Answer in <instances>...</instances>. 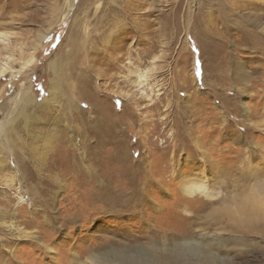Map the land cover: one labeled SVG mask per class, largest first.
I'll return each instance as SVG.
<instances>
[{
    "label": "rangeland",
    "instance_id": "rangeland-1",
    "mask_svg": "<svg viewBox=\"0 0 264 264\" xmlns=\"http://www.w3.org/2000/svg\"><path fill=\"white\" fill-rule=\"evenodd\" d=\"M249 1L0 0V62H8V55L30 60L26 66L17 62L0 80V132L6 122L17 143L10 151L0 138V264H74L73 254L86 260L89 252L105 249L144 255L155 243L174 246L182 239L208 245L192 252L224 256L225 264H264V233L253 232L264 227V194L258 190L264 188V6L252 0L249 12ZM240 3L245 8H237ZM241 26L244 33L237 30ZM54 65L62 87L73 84L75 101L89 105L96 99L103 120L97 130L114 137V151L99 155L92 173L85 145L92 148L94 140L84 135L89 125L74 121L76 113L67 131L60 109L52 107L48 119L46 109L31 106L35 141L17 117L18 95L27 90L41 103ZM133 70L148 72L149 85L141 89L147 95L132 84ZM63 103L71 117L65 98ZM80 111L85 119L95 117L89 106ZM56 121L67 143L52 138L49 126ZM72 136L79 167L62 147L70 146ZM47 138L52 149L44 158ZM120 139L130 150L127 159L117 148ZM150 169L151 183L140 188V172ZM99 175L113 182L111 188L139 193L124 201L131 204L128 213L94 201L92 180ZM183 175L206 180L207 194L185 197L179 190ZM9 179L14 184L6 186ZM21 198L27 203L18 206ZM247 199L250 215L258 210L263 220L249 234L227 233L230 219L218 214L220 208L231 203L236 212L233 201ZM216 214L222 220L215 221ZM19 232L30 235L19 238Z\"/></svg>",
    "mask_w": 264,
    "mask_h": 264
},
{
    "label": "bare ground",
    "instance_id": "bare-ground-1",
    "mask_svg": "<svg viewBox=\"0 0 264 264\" xmlns=\"http://www.w3.org/2000/svg\"><path fill=\"white\" fill-rule=\"evenodd\" d=\"M259 1L264 6V0H259ZM245 2H248V1H245ZM244 5H245L244 3H240L237 6L236 5H234V6L241 9L243 7L245 8ZM248 7L249 8L245 9V10L251 12L252 11V0L249 1ZM260 10H261V8H260ZM261 11L264 12V9H262ZM236 26H237V24H236ZM239 28L240 29L237 28L239 33H241V32L244 33V31H242V26ZM246 33H247L246 37L248 34L250 36H252V34L250 32L246 31ZM263 33H264V30H263ZM248 44L251 45L250 47H252V44H250V43H248ZM7 59H9L8 62H0V80L2 78H4L8 73L14 71L13 65L16 64L17 62H20L23 66H26L30 63V60L22 61L21 57H17L15 59V58H11L8 55ZM71 69H73V67ZM78 69H79V67H78ZM80 69H82V67ZM92 74H93V71H92ZM130 75L131 76L133 75L136 78L134 82H132V81L131 82L138 89L141 90L143 88H146V86L149 85L150 78L148 77V72H142L140 70H135V71L133 70V71H130ZM54 76H55L54 79L51 80V87L48 91V94L45 96V98L43 99V101L41 103H36L37 102L36 99L34 97L32 98L27 90H24L20 95H18L19 96L18 98L16 96L18 106H20V111H19L17 117H20L24 122L23 130L25 129L27 131V133L31 136L32 140L35 141L38 139V137L36 136L37 133L34 131V125H33L34 118H33V116H31L27 113L28 109L31 108V106L41 107L43 109H46L45 112L48 113V115H47L48 119L52 115L50 113L51 111H53L52 107H57V109H60V112H61L60 115H63V119L61 121L65 124L67 131H70L71 123L73 122V117H74V114L76 113L77 115H76L74 121L77 119L78 121L83 123V125L84 124L89 125L90 126L89 130L84 135L88 136L90 140H94V144L92 145L93 146L92 148L87 147V145H85L86 148L88 149L87 156L89 157V161L91 164L89 166L87 165V167H88L87 170L92 173V171L94 172L95 170H97L96 167L98 165L97 163H99V160H96V159L99 157V155H101L103 153L104 154L108 153L107 155H109L112 151H114V149H112L110 147L112 145V143L109 141V139H113L114 137H112V135H109V133L108 134L104 133L103 131H102L103 134L107 138L102 137L101 136L102 132L97 130L98 125L100 123H102L103 120H102V122H100L101 116H99V115H101V113H100L101 109H100V106H98L99 103L98 102L95 103L96 99L93 98L92 100L94 101V103L90 102L89 105H87L86 102L85 103L84 102L79 103L78 99H77V101H75L74 98L72 97V94H73L72 91L74 92L73 84L69 83V85H68L69 88L67 90L62 87V84H63L62 76L59 73V68L57 65H54ZM78 81H79V78H78ZM141 91H142V95H147L146 91H144V90H141ZM70 92H71V96L69 95ZM74 97H75V95H74ZM63 98H65L67 101L66 106L68 109V113H71V117H67L68 114L66 115L64 112L63 108H65V104L63 103ZM12 101H14V100H12ZM78 104H80L81 109L83 107L86 108V106L87 107L89 106L90 109H92L94 111L95 117H93V118L89 117V118L85 119V114L82 111H80V108H78ZM14 105H16V104H14ZM14 121H15V119H14ZM57 121H58V119H57ZM57 121L54 122L53 128L51 126H49L51 128L50 132H51L52 138L57 137V139L55 141L57 145L61 144V143H67V139H65L61 133H57V129L55 127L58 124ZM105 121H106V119H105ZM2 126H3V131L0 132V138H2L6 142V146H4V147L11 151L12 148L14 149L15 145L17 146V143H13V140L11 138V127H10V125L6 124V122H3ZM21 131L22 130L16 132V135L18 137H19L18 132H21ZM64 135H65V133H64ZM18 140H21V139H18ZM18 140L16 139V141H18ZM70 140H71L70 142L68 141L70 143V146L62 145V147L63 146L67 147L66 154H67L68 158H70V156L76 154L77 150L80 149V148H77V146H79V144L73 138V136L71 137ZM118 141L119 142L117 144V148L119 151L124 149L123 151H120V153H122L125 156V158L127 159L130 155V152H129L130 150L126 148L127 142L125 143V140H122V139H120ZM46 142H47V146L45 148L46 154H45L44 158L47 157L48 152L50 151V149H52V145L48 144L50 142V138H47ZM107 144L110 147V148L108 147L110 149V152L104 151L106 149ZM25 145L26 144H23L21 141V146L25 147ZM74 146L76 149H72V147H74ZM68 147L70 148V150L68 149ZM101 147H103V148H101ZM99 149H103V151H101ZM20 150H22L21 147H20ZM125 150H126V152H125ZM12 153H13V155L16 156L18 161L24 160L27 162V160L23 158L25 156L17 155L15 152H12ZM83 157H84L83 154L80 155V157H79L80 162L81 161L84 162ZM125 158H124V160L126 161ZM45 160H43V162L40 165L41 171L46 166V163L44 162ZM72 161L75 164V166H78V167L80 166L79 160L76 158L75 155L73 156ZM99 165H100V163H99ZM90 166H92V168ZM13 168L16 169V167H13ZM151 169L149 171L140 172V173H143L142 177L144 178V182L142 181V183H139L141 186L140 188H142V185L147 186L149 183H151V179H150L151 177L149 175ZM136 171H137L136 169L129 171L130 177L132 175H134L135 173H137ZM15 177H18L17 173H16ZM112 179L114 180V177ZM9 180L10 181H8V182L6 181L7 183L5 182L6 186H11L14 184V180H11V179H9ZM179 180H180L179 190L185 197L190 198L192 196H195L197 193H199L201 195L207 194L206 187L203 186L204 183H207L206 180H204V182L201 183L199 178L189 176V175L179 176ZM111 183H113V182L110 180H105V179L101 178L100 175L97 178H93L92 184H93V188L95 189V192L93 193L92 198L94 199V201H100L102 204L107 206V208L109 207V209L111 207L113 210V213H118V214H123L125 212L128 213L130 210V206H131L130 202L139 193L137 191H133V190H129V191L125 190L124 187H120L118 189L111 188ZM131 186H133L134 188L137 187L135 182L134 183L131 182ZM131 186H129L130 188H128V189H131ZM259 188H260V189H258L259 193L264 194L263 185L262 186L260 185ZM126 200H128L130 202H124ZM23 203H27V200H25L24 198H21L19 203H18V206L23 204ZM233 203H234V207L236 209V212H234L232 210L231 206L233 204L231 205V203H229L226 205V207L222 206L220 208L219 213H218L220 215L222 214L223 217H228L230 219L229 220L230 226H226L225 229H223V230L226 231L227 233H230V234H234L236 232L238 233L239 231L240 232L241 231L246 232L249 234V232H252V228H253L254 223L256 221L259 222V221L263 220L260 212L258 210L256 212V209H253V212H256V213H254L253 215H250V208L252 206V199H247L242 204H238L235 201H233ZM253 204H257V202L253 203ZM116 205H118L117 209L114 208V206H116ZM218 214H216L214 217L215 221L222 220V217H220L218 219ZM12 223H14V222H12ZM12 223H11L10 227L15 228V224L13 225ZM146 227H148L150 229L149 226L146 225ZM245 228H248V229L246 230ZM150 232L154 233V230L152 229V227L150 229ZM253 232L254 233H258V232L264 233V227L262 229H258L256 227L253 230ZM220 233H222V232H220ZM29 235L30 234H28V233L19 232L15 236H17L19 238H23V237L27 238V237H29ZM164 235H170V233L166 232ZM241 237L242 236H239L237 238L242 240ZM214 242H217V240L212 239L211 243H214ZM221 242L222 241H219V244ZM207 246L208 245H205V244L201 243L200 241H195L193 239H182V244H180V245L175 244L174 246H171V242L168 244V246L155 243V246H153L154 251L149 252V254H144V255L143 254L138 255V253L134 254L130 250H128L127 248H124L123 251H115L114 249H112V250L111 249L110 250L105 249V251H102L100 253L89 252L90 255L86 258V260H82L79 255L73 254V257H74L73 261H75L74 264H225L226 258L224 256H219L215 253L206 255L204 253H200V251L192 252V250L194 248L201 249V248H206ZM45 247H48V246H46V244H45ZM48 249H49L50 255L55 253V250L53 248L48 247ZM181 251H182V253H181ZM191 257L193 260V261H191L192 263H189V262L186 263L185 261H187L188 259H191ZM71 263L72 262H69V264H71Z\"/></svg>",
    "mask_w": 264,
    "mask_h": 264
},
{
    "label": "snow or ice",
    "instance_id": "snow-or-ice-1",
    "mask_svg": "<svg viewBox=\"0 0 264 264\" xmlns=\"http://www.w3.org/2000/svg\"><path fill=\"white\" fill-rule=\"evenodd\" d=\"M262 184H264V181L261 182ZM215 198V197H214Z\"/></svg>",
    "mask_w": 264,
    "mask_h": 264
}]
</instances>
